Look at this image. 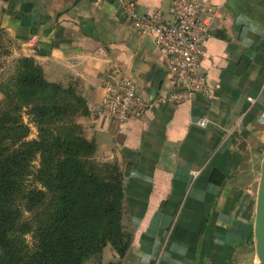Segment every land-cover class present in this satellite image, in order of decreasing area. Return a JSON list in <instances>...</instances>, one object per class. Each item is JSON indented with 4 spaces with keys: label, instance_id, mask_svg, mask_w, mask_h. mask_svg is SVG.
<instances>
[{
    "label": "crops",
    "instance_id": "0c3cea01",
    "mask_svg": "<svg viewBox=\"0 0 264 264\" xmlns=\"http://www.w3.org/2000/svg\"><path fill=\"white\" fill-rule=\"evenodd\" d=\"M198 1L216 10L202 59L208 94L117 124L98 110L114 68L148 99L158 73L156 96L171 89L159 50L125 21L124 4L168 14L171 0H0L13 56L32 57L47 81L85 100L89 114L75 117L94 157L121 173L131 239L121 258L105 248V262L237 264L239 237L252 234L264 152V0Z\"/></svg>",
    "mask_w": 264,
    "mask_h": 264
},
{
    "label": "trees",
    "instance_id": "16d2710c",
    "mask_svg": "<svg viewBox=\"0 0 264 264\" xmlns=\"http://www.w3.org/2000/svg\"><path fill=\"white\" fill-rule=\"evenodd\" d=\"M1 33V31H0ZM0 103V264L101 262L109 244L124 256L130 233L121 222L123 184L114 164L92 157L93 140L69 117L89 114L71 88L49 82L30 57L18 60ZM25 113L37 130L27 139ZM40 157L34 172L30 163ZM44 190L28 185V177ZM48 201H45L47 197ZM24 210L32 216L24 219ZM31 234V244L26 235Z\"/></svg>",
    "mask_w": 264,
    "mask_h": 264
},
{
    "label": "built area",
    "instance_id": "2783aa9c",
    "mask_svg": "<svg viewBox=\"0 0 264 264\" xmlns=\"http://www.w3.org/2000/svg\"><path fill=\"white\" fill-rule=\"evenodd\" d=\"M125 21L139 34L149 37L159 50L171 89L149 100L132 77L114 68L104 84L100 115L124 124L163 103H184L206 95L209 85L202 70L204 43L211 35L216 10L198 0H171L168 14L162 10L139 14L131 2L124 4ZM206 117L196 121L205 125Z\"/></svg>",
    "mask_w": 264,
    "mask_h": 264
},
{
    "label": "rangeland",
    "instance_id": "374dc122",
    "mask_svg": "<svg viewBox=\"0 0 264 264\" xmlns=\"http://www.w3.org/2000/svg\"><path fill=\"white\" fill-rule=\"evenodd\" d=\"M13 49H14L13 43L1 31V33H0V103H2L6 98L5 93H4V88H5V86L9 85L10 81L12 82V79L15 76L16 69L18 66V60L21 59L22 57H28V56H17V57L13 56ZM30 58H32V57H30ZM76 115L77 114L69 117V119L72 122H75L81 126V129H82V132L84 135V128H83L82 124L77 122L76 117H75ZM22 118H23V121L26 122L29 126V134L27 136V139H29V140L35 139L37 137V130H36L35 125L28 121L29 118L24 112L22 113ZM92 158L98 163L112 164L110 162H101V161L96 160V158L94 157V154H93ZM39 166H40V157L37 155L35 157V159H33L32 162L30 163L31 172L33 171V174H34V172L39 168ZM32 178H34V177H32V175L28 177L27 184L28 185L31 184V185L35 186L37 189L44 190V188L40 184H38L37 182L33 181ZM46 196L47 197H45V201L47 202L48 201V193ZM23 212H24V214H23L24 219H26V218L28 219L29 217L32 216L31 212H27L26 210H24ZM26 239H27V242L29 244H31V241H32L31 240V234H27ZM105 248H108L109 250L113 251L117 255V253L113 250V248L109 244H107L104 247V249ZM104 249H103V251H104ZM109 255L110 254L108 252L107 256H109ZM96 260H98V259H93V260L87 262L86 264H95L97 262ZM234 260L237 261V264H256L257 257L255 256V252H254V241L252 239V234L250 237L249 236L247 237L244 245H242L239 248L238 253H237L236 257L234 258ZM101 262L105 263L103 253H101Z\"/></svg>",
    "mask_w": 264,
    "mask_h": 264
},
{
    "label": "water",
    "instance_id": "95a60500",
    "mask_svg": "<svg viewBox=\"0 0 264 264\" xmlns=\"http://www.w3.org/2000/svg\"><path fill=\"white\" fill-rule=\"evenodd\" d=\"M162 73L154 75L152 85L149 89V100H152L160 86ZM252 239L254 241V252L259 264H264V152L260 161V176L255 196V211L252 222ZM244 240V241H243ZM245 237H239L240 245H244Z\"/></svg>",
    "mask_w": 264,
    "mask_h": 264
},
{
    "label": "clouds",
    "instance_id": "9594fccd",
    "mask_svg": "<svg viewBox=\"0 0 264 264\" xmlns=\"http://www.w3.org/2000/svg\"><path fill=\"white\" fill-rule=\"evenodd\" d=\"M256 264H259V260L256 261Z\"/></svg>",
    "mask_w": 264,
    "mask_h": 264
}]
</instances>
